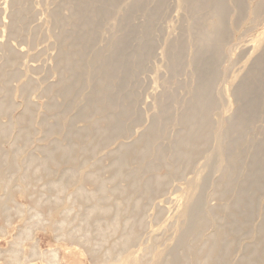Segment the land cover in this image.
<instances>
[{
    "label": "rangeland",
    "instance_id": "obj_1",
    "mask_svg": "<svg viewBox=\"0 0 264 264\" xmlns=\"http://www.w3.org/2000/svg\"><path fill=\"white\" fill-rule=\"evenodd\" d=\"M0 3V264H264V0Z\"/></svg>",
    "mask_w": 264,
    "mask_h": 264
},
{
    "label": "bare ground",
    "instance_id": "obj_2",
    "mask_svg": "<svg viewBox=\"0 0 264 264\" xmlns=\"http://www.w3.org/2000/svg\"><path fill=\"white\" fill-rule=\"evenodd\" d=\"M194 2V8L195 11L198 9V7L206 9L208 12L207 15H210L209 19H211V16L214 17V21L211 19L210 23L211 26L209 27L210 31H213V33L216 32V30L224 25L223 22L225 21V15L227 11V3L226 0H192ZM1 4V3H0ZM1 7V6H0ZM211 39H209L210 41ZM202 43V49L195 53L194 57V64L195 69L198 65L197 75L200 79V82L198 86L196 87L194 91V95L196 96L197 103L195 109H203L206 113L211 109V105L208 103V96L211 95V88H212V72H211V66L208 63L207 59V50H208V41L205 42H199ZM250 43V42H249ZM247 45V44H246ZM251 45V44H250ZM171 61V57H170ZM170 68L173 69L175 67V61L170 63ZM264 64V57L259 59L257 64H255V67H261ZM173 66V67H171ZM210 67V68H209ZM199 71V72H198ZM254 77H251L250 80L241 82L237 90L235 91V94L237 96H244L247 92H255V89L251 86L253 85V79ZM250 82V83H249ZM257 98H253L251 100L246 101L245 106L240 107L237 109V112L235 114V118H237L238 115H245L244 121H248L249 117L252 118L253 114L256 112L255 110V104ZM258 100V99H257ZM192 108V107H191ZM188 110L185 114L186 116L195 122V109ZM255 110V111H254Z\"/></svg>",
    "mask_w": 264,
    "mask_h": 264
}]
</instances>
